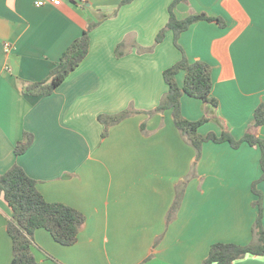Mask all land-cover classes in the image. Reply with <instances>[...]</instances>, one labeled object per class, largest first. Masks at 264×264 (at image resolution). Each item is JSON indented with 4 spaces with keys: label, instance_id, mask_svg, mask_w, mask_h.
Instances as JSON below:
<instances>
[{
    "label": "crops",
    "instance_id": "1",
    "mask_svg": "<svg viewBox=\"0 0 264 264\" xmlns=\"http://www.w3.org/2000/svg\"><path fill=\"white\" fill-rule=\"evenodd\" d=\"M0 0V174L20 165L50 202L71 206L85 216L72 245L56 242L38 228L32 254L39 264H202L215 242L255 241L257 215L252 184L261 175L258 146L245 142H204L199 159L180 135L169 109L151 115L168 90L162 71L186 57L211 69V106L182 95V114L197 120L201 134L228 131L238 139L252 132L264 139V125L253 126L255 107L264 101V0H184L177 18L206 13L226 25L197 21L178 37L167 30L150 46L168 20L172 0ZM91 23L86 56L47 96L21 92L22 83L46 78L69 44ZM125 53L117 56V45ZM184 72L176 75L182 86ZM137 110L109 126L99 114ZM143 125V128H142ZM33 135L20 155L23 133ZM183 196L175 215L166 217L177 187ZM261 193L264 230V180ZM11 210L0 191V264H9L12 241L6 230ZM231 264H264L247 254Z\"/></svg>",
    "mask_w": 264,
    "mask_h": 264
},
{
    "label": "trees",
    "instance_id": "2",
    "mask_svg": "<svg viewBox=\"0 0 264 264\" xmlns=\"http://www.w3.org/2000/svg\"><path fill=\"white\" fill-rule=\"evenodd\" d=\"M130 1L132 0H121L119 5ZM183 1L172 0L169 4L168 20L157 32L152 45L141 46L137 43L133 44L139 52L152 51L154 46L164 39L167 30L173 32V42L181 50L177 42L178 37L191 24L197 21H208L215 22L219 27L226 25L223 18L203 12L190 13L183 18H177L174 8ZM96 25L97 23H91L79 37L69 44L46 78L22 83L21 92L32 96L50 95L88 53L90 31ZM124 48L125 42L122 41L115 49L116 55L122 56L126 52ZM180 71L184 72L182 86L176 81V75ZM162 76L168 85V90L163 94L154 109L144 112L151 115L169 109L173 123L180 135L195 150V162L200 157L203 143L208 141L215 143L227 142L233 148H237L241 143L245 142L251 146H258L261 152V175L251 187L252 192L257 195V199L254 201V205L257 206V215L252 227L255 241L245 245L215 242L210 245L202 264H231L235 259L247 254L264 255L261 193L256 189V184L264 180V139L249 131L238 139L234 138L228 131H222L220 134L208 132L203 135L198 130L208 118L204 116L197 120H190L182 114L181 97L184 94L200 99L212 106H217L218 104L217 99L211 95V69L206 62L202 60L191 61L182 51L181 58L165 68L162 71ZM134 112H137V110L129 107L115 114H99L97 118L104 125L102 136L107 134L109 126L118 123ZM252 125H264V101H261L255 107ZM32 142V133L24 132L22 139L15 145V155H20L26 151ZM0 191H2L4 200L11 210L10 216L6 218V230L12 241V256L9 264H39L31 251L34 244L33 233L38 228L46 229L52 238L62 245H72L76 241L79 230L85 222L84 214L64 203L47 201L38 191L36 180L30 177L20 165L15 163L4 173L0 174ZM182 196L183 187L180 185L177 187L174 200L167 214V221L175 215Z\"/></svg>",
    "mask_w": 264,
    "mask_h": 264
},
{
    "label": "built area",
    "instance_id": "3",
    "mask_svg": "<svg viewBox=\"0 0 264 264\" xmlns=\"http://www.w3.org/2000/svg\"><path fill=\"white\" fill-rule=\"evenodd\" d=\"M79 3H83L85 0H77ZM62 2V0H36V5L51 4L57 6Z\"/></svg>",
    "mask_w": 264,
    "mask_h": 264
},
{
    "label": "rangeland",
    "instance_id": "4",
    "mask_svg": "<svg viewBox=\"0 0 264 264\" xmlns=\"http://www.w3.org/2000/svg\"><path fill=\"white\" fill-rule=\"evenodd\" d=\"M208 104H209V103H208ZM210 105H211V104H210ZM211 106H212V105H211ZM210 122H213V121H210ZM210 122L207 123V121H206V122H204L202 125H205V123H206V124H210ZM202 125H201V126H202ZM198 131L200 132V130H198ZM195 155H196V153H195ZM195 155H194V157H195Z\"/></svg>",
    "mask_w": 264,
    "mask_h": 264
}]
</instances>
